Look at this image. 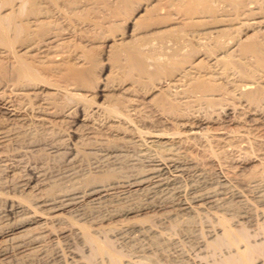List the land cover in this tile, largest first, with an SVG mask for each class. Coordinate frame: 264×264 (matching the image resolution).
I'll list each match as a JSON object with an SVG mask.
<instances>
[{"label":"bare ground","instance_id":"bare-ground-1","mask_svg":"<svg viewBox=\"0 0 264 264\" xmlns=\"http://www.w3.org/2000/svg\"><path fill=\"white\" fill-rule=\"evenodd\" d=\"M61 1L75 11L83 0H0V109L6 115L0 114V264L72 237L88 252L77 245L87 261L79 264L98 263L97 255L108 256L104 264H128L113 240L125 233L123 226L146 232L161 209L176 224L206 205L221 211L207 215L217 218L215 230H201L215 255L206 264H264V0L110 3L123 13L139 1L129 22L137 27L149 14L143 27L152 30L133 31L131 41L124 33L107 39L115 68L133 82L110 96L108 84H100L102 101L92 72L98 56L63 32L65 20L53 12L62 11ZM159 75L165 84L151 80ZM150 80L154 93L145 102L138 91ZM193 101L222 108L224 119L220 112L197 113L199 105L189 111ZM75 111L78 121L66 139L64 123ZM242 154L259 161L251 172L257 175L238 173ZM141 192L144 202L135 203ZM150 210L159 211L150 216Z\"/></svg>","mask_w":264,"mask_h":264},{"label":"rangeland","instance_id":"rangeland-1","mask_svg":"<svg viewBox=\"0 0 264 264\" xmlns=\"http://www.w3.org/2000/svg\"><path fill=\"white\" fill-rule=\"evenodd\" d=\"M114 1V2H113ZM117 1V0H116ZM115 0H112V1H110V0H107V5L104 3V2H101V3H99V1H98V3H95L93 0H92V2H91V0L89 1V0H83L82 1V3L83 2H87L86 4L85 3H81V8L79 7V10H77V9H75V11H72V10H70L69 8H66L67 6H65V4L61 1V3H59V2H57L59 5V7L61 8V5L63 4V8H62V11H60V12H58V10H55V11H53L54 12V15L56 16V15H58V16H56L58 19H60V23H62L64 20V22H63V27H65L66 28V30L68 31H65L64 29H62L63 30V32L67 35V33H68V35H70L71 34V38L72 39H74V40H72V44L77 40V42H79V41H81L80 42V45L77 43V42H75L74 44L76 45V43L78 44V46H77V48L79 47V48H85L86 47V49H84V50H86L87 51V48L89 49V50H91V52H93L94 53V55H95V53H96V55L98 56H96L97 57V60L95 61V62H98L97 64L95 63V65H93V68H92V72H93V74L95 73V74H97V75H95L96 76V80H97V82H98V87H96V88H94L97 92H98V95H96V100H98V101H102V100H104V98H105V96H102V98H101V95H100V91H99V86H100V84H101V87L102 86H104V85H102V84H108V85H106V87H107V89H106V91H105V93L107 92V94L110 96V95H112V93L114 92V91H116V92H114L113 94H117V93H120L121 92V90H123L122 89V85L123 86H125V85H130V83H132L133 82V80H132V77L130 76V75H128L127 73H126V71L123 69V68H119V69H117V68H115V65H114V60L113 59H111L112 58V56L110 55V53H109V48H108V44H107V39L109 40V39H111L112 37H115V35L116 34H119V33H124V35H125V39H126V41H131V39H133V35H132V33H133V31L134 32H141V33H139V34H145V33H147V32H150L152 29H149L148 27H143V25L145 24H143V22L144 21H146V19H147V17L149 16V14H146L142 19H141V21H140V24H139V26H137V27H134L133 28V25L131 26V23L129 22V19H134L133 17H135L136 16V11H135V9L137 8L136 6H138V2L139 1H135V2H133L132 3V5H130L129 7H128V9L127 10H124L123 11V13L121 12V13H114L112 10H111V7L112 8H114L113 6H118L119 4H118V2H116ZM140 1H145V0H140ZM91 2V3H90ZM155 2H157V4L158 5H162V4H165L166 2L165 1H154V3ZM90 3V4H89ZM95 4V5H92V4ZM111 3V4H110ZM112 3H114V4H112ZM118 5H117V4ZM120 4H122L121 2H119ZM61 4V5H60ZM85 4V8H87V9H85L86 11H85V15H87V16H85L84 15V9L82 8V7H84L83 5ZM98 4V5H97ZM100 4H102V5H100ZM109 4L110 5H113V6H111V7H109ZM65 6V7H64ZM90 6V7H89ZM92 6H95V8L94 7H92ZM107 6V7H106ZM163 6V5H162ZM89 7V8H88ZM110 9H109V8ZM64 8H66V9H64ZM90 8H92V9H90ZM171 8V7H170ZM169 8V9H170ZM64 9V10H63ZM83 9V10H82ZM90 9V10H89ZM65 10H67L68 12H66ZM72 11V12H76V10H77V13H79L80 11V13L81 14H83V16L80 14H77V13H75V14H77L76 15V17H73V16H75L72 12L70 13V11ZM172 10H173V8H172ZM88 11H90L88 14H87V12ZM135 11V12H134ZM168 11H171V10H168ZM59 14H58V13ZM68 13V15H66ZM70 13V14H69ZM71 14H73L72 15V17L70 16ZM78 15L79 16H82V17H78ZM61 16H62V18L64 17L65 19H62L61 18ZM66 16V17H65ZM88 17V18H87ZM74 18V20H72ZM79 18V19H78ZM62 19V20H61ZM69 19V20H68ZM76 19H77V22H76ZM92 20H96L98 23H97V26L95 25V23H94V21L92 22ZM72 21V22H71ZM75 21V22H74ZM80 21V22H79ZM84 21V22H83ZM95 21V22H96ZM75 24H74V23ZM88 22V23H87ZM66 25H65V24ZM69 23V24H68ZM84 23V24H83ZM70 24H71V26H70ZM82 24H83V26H82ZM112 24V25H111ZM141 24H142V26H141ZM74 25H75V27H74ZM78 25H81V26H78ZM90 25V26H89ZM93 25V26H92ZM69 26V27H68ZM145 26H147V24H145ZM72 27V28H71ZM81 27V28H80ZM90 27V28H89ZM95 27V28H94ZM139 27V28H138ZM74 28H75V31H74ZM69 29V30H68ZM79 30H82V32L81 31H79ZM72 31V32H71ZM74 31V32H73ZM77 32V33H76ZM79 32V33H78ZM75 33V34H74ZM73 34V35H72ZM77 34V35H76ZM82 35V36H81ZM73 36V37H72ZM87 36V37H86ZM86 37V38H88V39H84V38ZM82 38V39H81ZM84 44V45H83ZM75 45H74V47H75ZM82 45V46H81ZM74 47H72V49L74 48ZM158 52H159V50H158ZM122 60H124V57L122 56ZM196 59H198V56L197 57H195ZM125 61V60H124ZM112 66V67H111ZM113 68V69H112ZM127 69V68H126ZM115 70V71H114ZM117 70H118V72H117ZM112 71V72H111ZM117 73V74H116ZM137 72H135L133 75H135V76H137V74H136ZM128 75V76H127ZM99 76L101 77V78H99ZM130 76V77H129ZM160 77H157L156 76V78H154V79H151L152 81H157L158 83L160 82V79H161V82L160 83H162V84H165L167 81V78H164V77H161V75H159ZM129 79H130V81H129ZM165 79V80H164ZM149 81V82H147L146 83V85H143L144 87H142L143 89H139V91H138V93H139V95H140V97H141V99H143L144 101L146 100L147 101V99H150L152 96H153V93L151 94V90L149 89L150 87H151V85L154 83V82H152V81ZM114 83H113V82ZM125 81H127V82H125ZM100 82V83H99ZM119 82V83H118ZM125 82V83H124ZM116 83V84H115ZM122 83H124V84H122ZM128 83V84H127ZM159 83V84H160ZM117 84H118V86H119V88H117V89H113L112 87L113 86H115V87H117ZM162 84H160V85H162ZM109 85H110V87H109ZM150 85V86H149ZM148 86V87H147ZM145 88V89H144ZM147 88V89H146ZM110 89V90H109ZM149 89V90H148ZM141 91V92H140ZM145 91V92H144ZM149 91V92H148ZM110 92V93H109ZM143 92L145 93V94H143ZM100 95V96H99ZM98 96V97H97ZM108 96V97H109ZM144 98H146V99H144ZM146 96V97H145ZM108 99V98H107ZM142 100V102H144ZM145 101V102H146ZM194 102V101H193ZM192 102V104L188 107L189 108V111H199L200 109H202V110H200V112H197V113H200L201 115H205V116H210L213 112H218V114H219V112H220V115H222V118H221V116H220V118L221 119H224V115H225V113H224V111L222 110V108H219V107H217L216 109H213V108H211V107H207L206 105H204V104H201V103H199L198 101H195L194 103ZM197 105H196V104ZM194 105H196V106H194ZM201 107L200 109H199V106ZM202 105V106H201ZM192 106V107H191ZM194 106V107H193ZM195 107H196V109H195ZM204 108V109H203ZM211 108V109H210ZM220 111H219V110ZM217 110V111H216ZM3 110L2 109H0V114L4 117V118H6L5 116V114H4V111L2 112ZM203 113H202V112ZM222 112H223V114H222ZM3 113V114H2ZM148 113H152V112H150V111H148ZM79 113H78V111H75L74 113H71V115H69L67 118H66V120L70 123H67V121H65L66 123H64L65 125V128H67L65 131H66V133H65V138H66V134L67 133H69V128L68 127H73L76 123H77V121H78V117H77V115H78ZM1 115H0V117H1ZM152 116V115H151ZM2 117V118H3ZM2 118H0V119H2ZM3 118V119H4ZM71 121H72V123H71ZM222 121V120H221ZM74 123V124H73ZM67 124V125H66ZM69 124V125H68ZM71 125V126H70ZM215 126V125H214ZM68 131V132H67ZM67 137H68V134H67ZM66 139H68V138H66ZM62 155H59L58 154V156L56 155V158H55V160H58V159H60V157H61ZM246 156V157H245ZM248 156V157H247ZM29 157V158H28ZM27 157V159H32V156H28ZM242 157H243V160H239L240 162H238L239 163V167L237 166L236 167V170L238 171V173L239 174H241V176L242 177H244V178H246V177H251L250 175H252V173L253 172H255L256 171V168H257V170H258V167L260 168L261 167V165L259 164V161L258 160H255V159H253L252 157H249V155H245V154H242V156H241V158L240 159H242ZM245 157V158H244ZM252 158V159H251ZM26 159V160H27ZM55 160H53V158H52V160L51 161H55ZM244 162V163H243ZM240 163H243V165L242 164H240ZM242 165V166H241ZM260 165V166H259ZM212 171H214L213 169H212ZM0 174H3V172L4 171H2L1 169H0ZM252 172V173H251ZM243 173H246V174H243ZM249 173V174H248ZM251 173V174H250ZM238 174V175H239ZM254 175H257V174H254ZM254 175H252V176H254ZM240 176V175H239ZM240 176V177H241ZM246 176V177H245ZM186 178V179H185ZM184 182H183V184H186V182H188L189 181V177L188 176H184L183 177V179H182ZM187 180V181H186ZM141 194H142V196H141ZM143 194H144V192H141L140 194H137L135 197H134V201H135V203L136 202H138V204H139V202H141V203H143L144 202V198H145V194H144V197H143ZM159 194V193H158ZM158 194H155L154 196H155V198H157L158 196L160 197L161 195H162V193H160L159 195ZM137 196H140V197H137ZM138 198V199H137ZM154 198V199H155ZM230 198H232L231 196H227V200L230 202V203H233V204H235L234 202H235V200H233L232 201V199L230 200ZM140 199V200H139ZM143 199V200H142ZM157 199H159V198H157ZM142 200V201H141ZM131 202H133V201H131ZM237 205V204H236ZM206 207V208H205ZM204 207V211L205 212H207L208 210V212L209 213H211V214H209L208 212V214H206V216H205V214H204V211H203V209L202 210H200V211H203V213L202 212H200V214L198 213L199 211H195V212H197L196 214H195V212H193L195 215H196V217H192V213L191 214H186L185 216H187V219H184V220H186V223H185V221L184 220H181L182 218L180 217V219L179 218H177V219H179V221L176 223L177 224V226H176V224H174L173 223V221L175 220V218H173V217H166L167 219H165V216L166 215H164V214H162V212H163V209H161V211H159V210H150L149 211V213L151 214H149L148 213V211L147 212H144V213H142V215H150V216H152L153 214H155L156 213V211L158 212L159 211V213H156V214H158V215H156L157 217L155 218H153V217H151V220L150 221H148L149 223H147V224H153L154 226H152V225H150L151 227H149L150 229L149 230H146V232H140V231H138V233L136 232V231H132L130 228H128V227H126L127 225H125V226H123V229H122V232H123V230L125 231V233L123 232V235L121 236V235H116V237H115V235L113 236V240L115 241L114 243L116 244V247H118L120 250H122L123 252H124V254L126 255H124L125 256V263L127 262L128 264H206L207 263V261L206 260H210V259H213L214 257H215V255L213 254V252L211 253V249L208 247L207 248V246L206 245H204L203 244V242H204V238H205V236L206 235H204L205 233H209V230H215L216 228L215 227H213V226H215L216 225V227L218 226V223H217V218L216 217H214V216H216L217 215V213H215V212H217V211H219V212H221L220 210H217V209H215V207H213V206H209V205H206ZM209 207V208H208ZM208 208V209H207ZM213 208V209H212ZM207 210V211H206ZM152 211V212H151ZM154 212V213H153ZM153 213V214H152ZM161 213V214H160ZM193 214V216H195ZM215 214V215H214ZM142 215H139V217L140 216H142ZM155 215H153V216H155ZM161 215V217H159ZM162 215H164V217L162 218ZM189 215H190V218H189V220L190 219H194V220H192V222H191V220L189 221L188 220V217H189ZM198 215H200V218H199V216ZM201 215H203V216H201ZM207 215H209V218H211L212 217V215H214L213 216V220H215L216 219V221H214V223H211L213 220H210V219H208V216ZM211 215V216H210ZM158 217H159V219H158ZM140 218H142V217H140ZM173 218V219H172ZM186 218V217H185ZM202 218V219H201ZM204 218V219H203ZM206 218V219H205ZM215 218V219H214ZM153 219V220H152ZM154 219L155 220H157V222H155L154 221ZM170 219H172V220H170ZM170 220V221H169ZM201 220V221H200ZM205 220V221H204ZM207 220H209V221H207ZM152 221V222H151ZM154 221V222H153ZM166 221V222H165ZM183 221V222H182ZM187 221H188V224H187ZM196 221V222H195ZM160 222V223H159ZM182 222V223H181ZM190 222V223H189ZM203 222V223H202ZM204 222L206 223V224H204ZM158 223V224H157ZM167 224V226H166V224ZM170 223V224H169ZM175 226V227H173V229H172V224ZM183 225H181V224ZM184 223V224H183ZM202 223V224H201ZM208 223H210L211 224V226H210V224H208ZM181 225V228H180V225ZM190 224V225H189ZM213 224V225H212ZM179 225V226H178ZM186 225V226H185ZM206 225V226H205ZM164 226H165V228H164ZM189 226H190V228H189ZM202 226V227H201ZM163 227V228H162ZM192 227V228H191ZM198 227V228H197ZM201 227V228H200ZM253 226H251L250 228H252ZM125 228H126V230H125ZM156 230H155V229ZM160 228H162V229H160ZM171 231V229H172V231H171V233H168V232H170V231H168V229ZM177 229V230H175V229ZM202 228H203V230L205 231V233L203 234V230H202ZM205 228V229H204ZM255 227H253L252 229H251V231H255V229H254ZM127 229H129V230H127ZM167 229V230H166ZM150 230H151V232H150ZM165 232H164V231ZM184 230H186V231H184ZM202 230V231H201ZM148 231V232H147ZM184 231V232H183ZM193 231V232H192ZM121 232V233H122ZM126 232H128L127 234H126ZM133 232H136L138 235H135V236H137L136 238H135V236H133L134 235V233ZM140 232V233H139ZM162 234H161V233ZM164 232V233H163ZM121 233H119V234H121ZM130 233H132V235L130 234ZM142 233V234H141ZM143 233H146V234H143ZM148 233H151V234H148ZM177 233V234H176ZM179 233V234H178ZM196 233V234H195ZM198 233V234H197ZM141 234V235H140ZM170 235V237H169V235ZM152 235H154V236H152ZM160 235H162V236H160ZM204 235V236H203ZM119 238H118V237ZM167 236V237H166ZM259 236V235H258ZM257 236V237H258ZM131 237H132V239H131ZM141 237V238H140ZM144 237V238H143ZM155 237H156V239H155ZM129 238V239H128ZM137 238H139V239H137ZM143 238V239H142ZM171 238H172V240H171ZM75 238L74 237H72V238H69L68 239V241H62V240H67V239H61V240H58V242H61V243H59L60 244V246L59 245H57L58 244V242H50L47 246H46V248L47 249H49V250H47V249H45V251H43V252H38V251H36V252H34V254L32 253L31 255H30V257H24V258H15V257H10L8 260H7V262H6V264H27V263H29V264H79V263H83L84 261V263H87V261L85 260L86 258H84V257H86V256H82L83 257V259H82V257H80L81 255H82V253H83V255H84V253L85 254H87L88 252H87V250H85L86 248H84L83 249V247H82V243L80 244V245H78L80 242L78 241V243H77V241H76V239L74 240ZM122 239V240H121ZM145 239H147V240H145ZM71 240V241H70ZM135 240V241H134ZM140 240H141V242H140ZM143 240V241H142ZM153 240V241H152ZM76 241V242H75ZM146 241V242H145ZM167 241V242H166ZM64 242H66V243H64ZM71 242V243H70ZM133 242V243H132ZM144 242V243H143ZM159 242V243H158ZM161 242V243H160ZM163 242V243H162ZM55 243V244H54ZM57 243V244H56ZM77 243V244H76ZM131 243V244H130ZM149 243V244H148ZM158 243V244H157ZM200 243V244H199ZM128 244V245H127ZM143 244V245H142ZM162 246H161V245ZM57 247H56V246ZM77 245L81 248L82 247V249L83 250H85V251H78V249H80V248H78L77 247ZM146 245V246H145ZM204 245V246H203ZM52 246V247H51ZM55 246V247H54ZM73 247V248H71V247ZM137 246V247H136ZM142 248H141V247ZM200 246V247H199ZM206 246V247H205ZM63 247V248H62ZM75 247V248H74ZM140 247V248H139ZM148 247V248H147ZM149 247H150V249H149ZM160 247V248H159ZM54 248V249H53ZM57 248H58V250H57ZM65 248V249H64ZM71 248V249H70ZM131 248V249H130ZM145 248V249H144ZM53 249V250H52ZM60 249V250H59ZM133 249V250H132ZM139 249V250H138ZM206 249H207V251H206ZM57 250V251H56ZM146 250V251H145ZM152 250V251H151ZM59 251V252H58ZM68 251V252H67ZM72 251V252H71ZM76 251V252H75ZM130 251V252H129ZM138 251H140V252H138ZM56 252V253H55ZM144 254H143V253ZM43 253V254H42ZM47 255H46V254ZM58 253V254H57ZM60 253V254H59ZM65 253V254H64ZM67 253V254H66ZM72 253V254H71ZM149 253V254H148ZM53 254H55L54 256H52ZM64 254V255H63ZM130 254H133V255H130ZM137 254V255H136ZM140 254H142V255H140ZM211 254V255H210ZM35 255V256H34ZM41 255V256H40ZM43 255V256H42ZM57 255V256H56ZM60 257H63V258H60ZM62 255V256H61ZM66 255V256H65ZM72 255V256H71ZM139 255V256H138ZM214 255V257H212ZM40 256V257H39ZM51 258H50V257ZM70 256V257H69ZM98 256V255H97ZM96 256V260H97V258H98V260H97V262L98 263H95L96 261L94 260V262L93 263H95V264H101L102 262V264H104L105 262L104 261H106V263L108 262L107 261V258H108V256L107 255H102V256H106L105 257V259L106 260H104V257H102L101 255H99L100 257H97ZM34 257V258H33ZM43 257H45V258H43ZM54 257V258H53ZM65 257H66V259H65ZM102 257V258H101ZM27 260H26V259ZM30 258V259H29ZM50 258V259H49ZM58 258V259H57ZM60 258V259H59ZM78 260H77V259ZM81 258V259H80ZM101 258V259H100ZM132 258V259H131ZM22 259V260H21ZM28 259H29V261H28ZM54 259V261L56 262H54V261H52V260ZM65 259V260H64ZM104 261H103V260ZM19 260H21V261H19ZM30 260H31V262H30ZM80 260V261H79ZM83 260V261H82ZM130 260V261H129ZM132 260V261H131ZM68 261V262H67ZM78 261H79V263H78ZM129 261V262H128ZM27 262V263H26ZM33 262V263H32ZM50 262H52V263H50ZM61 262V263H60Z\"/></svg>","mask_w":264,"mask_h":264}]
</instances>
